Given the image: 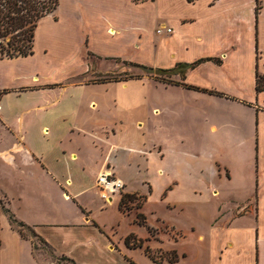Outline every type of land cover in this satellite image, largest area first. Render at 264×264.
I'll use <instances>...</instances> for the list:
<instances>
[{
  "label": "crops",
  "instance_id": "0c3cea01",
  "mask_svg": "<svg viewBox=\"0 0 264 264\" xmlns=\"http://www.w3.org/2000/svg\"><path fill=\"white\" fill-rule=\"evenodd\" d=\"M167 28L170 34L156 35L157 29ZM37 53L55 71L66 68L69 81L63 85L65 81L31 76L29 83L22 71H0V123L15 137L13 143H0V159L4 174L32 197L27 203L0 189L8 206L16 199L17 213L23 215L18 221L55 254L77 264H264V90L255 91L256 74L264 77V0H58L56 10L36 24L32 54L0 59V64L22 62ZM88 55L100 68L102 59L149 66L172 74L170 84L160 82L166 88L219 95L250 106L255 112L250 159L246 161L245 153L238 162L216 161L207 186L200 188L179 177L163 179L160 168L146 176L144 168L155 167L152 160L160 153L144 143L112 142L107 123L88 128L93 139L89 143H56L55 131L44 138L48 128L39 118L42 124H59L65 132L75 126L78 134L86 135L81 95L69 88L113 83L126 87L130 82H86L84 74L92 63ZM83 76V82L76 80ZM100 103L101 98L91 96L83 110L98 112ZM25 121L26 132L37 125L38 138L45 143L27 144L30 135H22ZM102 134L106 142L95 140ZM120 161L134 171L126 166L122 172ZM90 169L92 178L87 176ZM102 172L125 186L108 201L100 198L94 184ZM122 194L142 199L136 209L144 218L142 225L134 223L131 212L120 211ZM149 203L157 207L150 208L153 223L145 215ZM126 222L129 230L119 235ZM134 227H141L143 234ZM0 241V264H38L30 242L12 230L5 217L0 218ZM110 241L116 245L112 250ZM134 242L139 244L131 246Z\"/></svg>",
  "mask_w": 264,
  "mask_h": 264
},
{
  "label": "rangeland",
  "instance_id": "374dc122",
  "mask_svg": "<svg viewBox=\"0 0 264 264\" xmlns=\"http://www.w3.org/2000/svg\"><path fill=\"white\" fill-rule=\"evenodd\" d=\"M130 1L142 3L148 2L149 0ZM87 58L92 61L91 70L87 74H84L86 75L85 78L88 83L99 79L122 80L128 79L130 76L136 77L137 79H128L130 82H127L126 87H123L121 83H113L69 88V92L75 91V93L81 95L82 110L80 116L86 119L83 123H88L87 127L83 129L86 135L78 134L76 131H79V128L75 126L68 129V132H65L60 129L59 124L47 121V116L43 115V117L46 116L47 122L42 124L40 118L38 121H40L41 125H45L48 128V134L44 138L49 139L48 135H51V132L55 131L53 140L56 143H71V145L89 143L93 139L90 136L91 133H88V128L92 127V124L100 126V124L107 123V135L113 137L112 142L144 143L149 147V150L153 149L155 153H160L152 160L156 164L155 167L149 166L147 171L145 170L146 167L144 168L145 173H142L146 176L153 175L160 168L164 174L163 179L179 177L182 178L178 179L182 183L186 184L189 180L200 188L207 186L210 172L216 161L227 158L229 161L238 162L237 158L244 156L245 153L246 161L250 159L249 153L251 152V146L254 143L255 136V112L253 109L247 108L250 106L236 102H227L226 100L220 99L222 97L219 95L216 98L207 96V93L203 95L201 93L185 92L186 90L181 88H166L160 82L169 83L172 74L157 72V70H154L155 68L152 70H144L131 67L128 62L122 60L115 62L112 59H102L100 68L92 56L88 55ZM40 61L43 62L42 55L37 53L35 56L33 54L30 59L22 62H15L8 66L0 64V71L7 75H11V70L13 72L22 71L25 74L24 79L29 83L31 76H37L41 81L57 79L59 82H63L66 80L68 74L66 68H60L55 71L48 66L46 61L43 63ZM146 67L149 68V66ZM188 68V66L186 68L184 66V69ZM176 72L180 75L182 74L180 68ZM83 79L84 76L76 80L83 82ZM67 81L63 85H67ZM41 87V85L37 86V88ZM35 93L40 94L41 92ZM91 96L101 98L103 104L100 103V111L83 110V107L87 109V103ZM12 124L15 129V123ZM25 125L26 121L22 126V135L24 136L25 133L26 135H30L31 143H27L30 147L38 144L35 143L36 140H39L40 143H45V141L41 140L43 137L41 138L40 136L38 138L39 131L36 128L37 125L33 126L27 132ZM212 126L216 128L215 131L210 130ZM112 131L115 133L114 135H112ZM12 134V131L8 127L0 123V143H13L15 137ZM100 135L99 137L96 135L95 140L106 142V134H102V137ZM20 157H22V152L17 154L16 162H18V158ZM119 166L123 167L122 172L127 171L124 170L127 166L124 161H120ZM127 168L130 171H134L132 166L130 168L127 166ZM5 171V162L0 159V189L8 191L10 194L15 195L14 197L18 196L21 201L28 203L32 197L23 191L21 192L19 185H16L12 178L4 174ZM93 172L92 169L88 171V178L93 177ZM102 173L110 174L108 172ZM111 175L116 178L113 174ZM25 183L31 184L28 180ZM27 187L25 186L24 190ZM123 190L124 188L119 193ZM132 195L135 199L132 201L126 200L119 209L126 215H129L131 212L134 215L133 220L136 224L138 223L136 220V215L138 214L136 209L140 207L142 199L137 195ZM7 202V198L5 199L2 192H0V203H3L2 205L7 207L15 218L18 219V215L23 216L21 212L17 213L16 199L10 203L11 206H8ZM150 208L157 207L149 203V206L146 205L145 208V215L148 217V222L153 223L154 220ZM1 217L7 219L6 215H0ZM129 228L130 226L127 222L125 224L122 223L118 234L123 235ZM134 228L137 232L143 234L141 227ZM17 231H20V237L22 239L30 242L33 257L38 264H71L66 260L68 258L55 254L27 226L25 228H17ZM115 247L116 245L110 241L109 249L112 250ZM154 256L158 260L160 252L156 251Z\"/></svg>",
  "mask_w": 264,
  "mask_h": 264
},
{
  "label": "trees",
  "instance_id": "16d2710c",
  "mask_svg": "<svg viewBox=\"0 0 264 264\" xmlns=\"http://www.w3.org/2000/svg\"><path fill=\"white\" fill-rule=\"evenodd\" d=\"M57 6L58 0H0V59H12L31 55L33 33L37 22L54 12ZM129 65L144 70H152L151 68L133 63H129ZM157 72H160V70H157ZM128 79L137 78L130 76ZM128 79L105 81L118 82ZM263 90L264 77L256 74L255 91L258 93ZM134 199L133 195L124 194L120 199L119 208H121L126 200L132 201ZM2 204L0 203V215H6L11 229L20 235V231H17V228H25L26 225L18 221L9 209ZM136 220L140 225L144 222V218L141 215H137ZM132 239L131 235L128 236L125 239V244L129 246V241ZM138 244L134 242L131 246H137ZM151 258L154 259L153 257ZM66 260L74 264L72 260Z\"/></svg>",
  "mask_w": 264,
  "mask_h": 264
},
{
  "label": "built area",
  "instance_id": "2783aa9c",
  "mask_svg": "<svg viewBox=\"0 0 264 264\" xmlns=\"http://www.w3.org/2000/svg\"><path fill=\"white\" fill-rule=\"evenodd\" d=\"M163 32L170 34L171 29H157L155 31L158 35ZM95 187L99 192L100 198L107 201L113 194L119 193L124 188V185L120 180L114 178L111 174L102 173L95 180Z\"/></svg>",
  "mask_w": 264,
  "mask_h": 264
}]
</instances>
